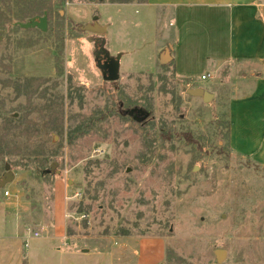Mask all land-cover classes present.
<instances>
[{
  "label": "rangeland",
  "instance_id": "obj_1",
  "mask_svg": "<svg viewBox=\"0 0 264 264\" xmlns=\"http://www.w3.org/2000/svg\"><path fill=\"white\" fill-rule=\"evenodd\" d=\"M145 1L0 17V264H264V167L229 135L230 100L264 68L199 74L214 98L190 96L144 47ZM45 12L47 32L18 25Z\"/></svg>",
  "mask_w": 264,
  "mask_h": 264
},
{
  "label": "crops",
  "instance_id": "obj_2",
  "mask_svg": "<svg viewBox=\"0 0 264 264\" xmlns=\"http://www.w3.org/2000/svg\"><path fill=\"white\" fill-rule=\"evenodd\" d=\"M140 6L144 47L188 90L204 89L194 85L199 74L220 76L235 63L264 68V0H146ZM111 25L99 26L104 39ZM229 135L237 154L264 167V69L250 93L230 100Z\"/></svg>",
  "mask_w": 264,
  "mask_h": 264
},
{
  "label": "water",
  "instance_id": "obj_3",
  "mask_svg": "<svg viewBox=\"0 0 264 264\" xmlns=\"http://www.w3.org/2000/svg\"><path fill=\"white\" fill-rule=\"evenodd\" d=\"M98 18H95V21L97 20ZM18 25L23 28V29H32V28H38L40 29L41 31L43 32H47L48 30V14L45 12L44 15L42 17H35V18H32L30 19L29 22H26V23H18ZM85 30L87 32H91V33H95V34H100L101 32L104 31V29H101L99 28V26L94 22L93 25H88L85 27ZM103 54H106V57L109 58V54L102 52ZM106 71L104 68H103V73H104V76L106 79L110 80V81H115L117 80V74L118 72H114V71H117V70H114L113 72V75H108L106 76L105 72ZM188 94L192 97H195V98H201L203 99V101L205 103H209L213 100L214 98V95L205 91L204 89L202 88H199V89H193V90H188ZM5 170H6V176L5 178L3 179V183H8L10 182L14 176L12 174V172H10V165H6L5 167ZM216 256L218 258V261L219 262H222L224 256H225V252L224 251H217L216 252Z\"/></svg>",
  "mask_w": 264,
  "mask_h": 264
},
{
  "label": "trees",
  "instance_id": "obj_4",
  "mask_svg": "<svg viewBox=\"0 0 264 264\" xmlns=\"http://www.w3.org/2000/svg\"><path fill=\"white\" fill-rule=\"evenodd\" d=\"M13 2L16 0H0V17L3 19H8L11 17V13L8 12L7 7H12L14 5ZM15 6H18V3H15ZM36 16V15H35ZM38 17V16H36ZM35 18V17H33Z\"/></svg>",
  "mask_w": 264,
  "mask_h": 264
},
{
  "label": "built area",
  "instance_id": "obj_5",
  "mask_svg": "<svg viewBox=\"0 0 264 264\" xmlns=\"http://www.w3.org/2000/svg\"><path fill=\"white\" fill-rule=\"evenodd\" d=\"M209 77H210V75H204V76H202V79L207 80Z\"/></svg>",
  "mask_w": 264,
  "mask_h": 264
},
{
  "label": "flooded vegetation",
  "instance_id": "obj_6",
  "mask_svg": "<svg viewBox=\"0 0 264 264\" xmlns=\"http://www.w3.org/2000/svg\"><path fill=\"white\" fill-rule=\"evenodd\" d=\"M109 77V76H108Z\"/></svg>",
  "mask_w": 264,
  "mask_h": 264
}]
</instances>
